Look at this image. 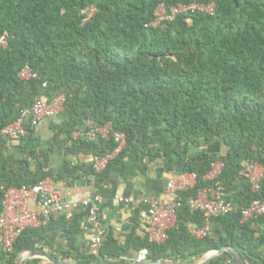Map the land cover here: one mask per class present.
<instances>
[{
    "label": "trees",
    "instance_id": "1",
    "mask_svg": "<svg viewBox=\"0 0 264 264\" xmlns=\"http://www.w3.org/2000/svg\"><path fill=\"white\" fill-rule=\"evenodd\" d=\"M191 3H214V12L184 14L163 29L146 27L160 6ZM89 5L96 13L82 25L80 12ZM4 32L10 39L0 50V134L42 96L50 102L62 94L65 102L57 115L61 123L52 126L46 144L30 118L15 151L6 152L12 142L0 135V216L8 188L78 172L103 179L125 159L154 155L174 174L196 175L195 187L181 193L183 200L216 181L232 191L235 210L219 217L221 241L193 237L189 227H201L203 217L183 205L164 243L131 235L117 246L107 239L98 256L75 251L77 222L64 220L69 249L62 260L90 264L146 249L150 261L195 264L233 239L240 210L264 198V175L257 195L244 176L247 163L264 169V0H0V35ZM26 69L35 77L22 79ZM89 123L111 124L124 133L126 149L102 173L91 164L65 161L55 174L49 160L57 148L75 157L113 148L112 139H72L74 132L89 131ZM209 141L219 142L224 152L206 153L202 147ZM217 161L222 163L217 179L206 181ZM43 233V228L25 230L11 254H0V264H17L19 253L35 249Z\"/></svg>",
    "mask_w": 264,
    "mask_h": 264
},
{
    "label": "built area",
    "instance_id": "2",
    "mask_svg": "<svg viewBox=\"0 0 264 264\" xmlns=\"http://www.w3.org/2000/svg\"><path fill=\"white\" fill-rule=\"evenodd\" d=\"M215 4L209 5L191 3L177 4L168 9L161 6L155 13V19L146 27L164 28L166 23H171L181 15L188 13L213 14ZM96 13L93 5L81 10L82 25L87 23ZM10 36L7 32L0 35V50L8 47ZM22 79L35 77L30 70H23L20 74ZM65 102L64 95H58L54 100L48 101L45 96L38 98L32 107L24 110L11 124L1 130V137L5 140L18 142L26 135L25 119L30 118V127L35 128L43 119L58 115L63 111ZM90 130L86 133L74 132L72 139L80 137L94 139L100 137L104 140L112 139L113 148L103 154H91L90 164L95 173H102L109 163L117 159L127 147V137L124 133L115 132L111 124L103 127H94L89 123ZM261 166L254 163H247L244 167V176L250 185L252 194L260 192V182L264 172ZM221 169L217 170L215 164L212 166L210 181L217 179ZM196 185V175L187 173L182 175L174 174L166 184L165 194L162 197H152L144 201L145 207L144 223L146 236L150 243L162 244L167 240V233L174 228L176 223V212L183 205L189 207L191 211H199L203 217L202 226L191 230L190 234L202 239L211 233L209 221L214 218L226 215L232 211V207L223 198L225 188L216 181L212 186L198 190L195 196H190L183 200L181 193L193 189ZM100 202L99 196L83 201L82 206L87 211L91 222L98 220L95 204ZM118 202L123 205H135L137 201L133 197L119 198ZM29 203L36 205L35 210H29ZM69 203L62 200L57 194L49 180L42 181L32 187L22 186L20 188L11 187L5 191L2 202V214L0 216V248L9 255L13 252V245L18 237L27 229L45 228L51 222L54 215L70 212ZM241 219L257 220L264 218V198L253 199L247 206L240 210ZM101 245V238L95 236L90 240L91 255L98 256ZM148 251L142 249L138 254V262L147 261ZM218 264H231V260H226Z\"/></svg>",
    "mask_w": 264,
    "mask_h": 264
},
{
    "label": "crops",
    "instance_id": "3",
    "mask_svg": "<svg viewBox=\"0 0 264 264\" xmlns=\"http://www.w3.org/2000/svg\"><path fill=\"white\" fill-rule=\"evenodd\" d=\"M160 8L161 6L158 9ZM60 123L61 119L57 115L43 119L35 127V135L41 143L46 144L54 134L52 126ZM11 144L12 146L6 151L8 154L15 151L14 147L17 146L18 142ZM202 149L210 155L224 152L223 147L217 141H209L203 145ZM65 161L69 162L71 166L78 163L88 165L90 164V155L75 157L66 153L63 148H57L50 157L49 169L57 174ZM221 167L222 163L217 161L215 168L219 170ZM262 170L264 172V169ZM173 175L174 172L165 169L162 159L154 155H147L141 160L125 159L122 163L113 165L107 177L103 179L82 172L58 181L48 178L47 180L52 183L55 192L60 195L63 201L70 204L71 210L52 216L49 225L43 228V237L36 244L34 250L52 255L66 264H73L72 259L62 260L61 258L69 249L67 236L62 230L63 222L66 220L69 223L72 219L78 225L77 231L73 234V239L75 251L80 255L90 252V240L95 236L101 238L100 249L107 239L117 246L126 245L131 235L148 239L145 231V207L143 203L149 198L164 196L166 184ZM210 179V174L205 177L206 181H210ZM231 192H227L225 189L223 198L234 211L235 208L230 203ZM95 196H99L100 202L95 204L98 220L93 223L82 203L87 199H93ZM121 197H133L137 204L133 206L120 204L118 199ZM28 208L31 211L35 210L36 205L29 203ZM209 225L211 228L209 236L220 242L223 222L218 217L211 219ZM238 225L234 231L233 239L227 238V241L219 248L225 247V250L214 259L220 257L222 261L219 263L231 260V264H264V218L247 221L240 218ZM197 228L199 227L192 225L189 227V231ZM213 251L207 252L195 264H198ZM2 252L0 248V254ZM21 253H19L17 261L28 258L27 255ZM138 254L139 252L131 250L127 256L119 260L104 259L101 262L90 264H132L138 262ZM28 262L52 264L40 256L30 257L27 259V264Z\"/></svg>",
    "mask_w": 264,
    "mask_h": 264
},
{
    "label": "water",
    "instance_id": "4",
    "mask_svg": "<svg viewBox=\"0 0 264 264\" xmlns=\"http://www.w3.org/2000/svg\"><path fill=\"white\" fill-rule=\"evenodd\" d=\"M224 250H225V247L209 253L198 264H209L214 258L219 256V254H221ZM21 254L27 255L28 258L33 257V256H40V257H43V258L47 259L52 264H66V263L58 260L56 257H54L52 255H48V254H45L43 252H40V251H37V250H34V249H32V250H24ZM27 259L24 258L21 261H18L17 264H27ZM73 264H75V263H73ZM132 264H168V263H166V262H155V261L147 260V261H144V262H135V263H132Z\"/></svg>",
    "mask_w": 264,
    "mask_h": 264
}]
</instances>
